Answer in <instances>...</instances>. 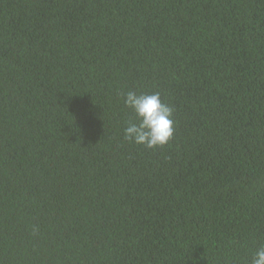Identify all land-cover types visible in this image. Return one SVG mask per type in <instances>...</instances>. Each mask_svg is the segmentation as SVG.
<instances>
[{"label":"trees","instance_id":"16d2710c","mask_svg":"<svg viewBox=\"0 0 264 264\" xmlns=\"http://www.w3.org/2000/svg\"><path fill=\"white\" fill-rule=\"evenodd\" d=\"M159 92L167 145L125 139ZM264 245V0H0V264H250Z\"/></svg>","mask_w":264,"mask_h":264},{"label":"clouds","instance_id":"9594fccd","mask_svg":"<svg viewBox=\"0 0 264 264\" xmlns=\"http://www.w3.org/2000/svg\"><path fill=\"white\" fill-rule=\"evenodd\" d=\"M124 106L135 114L136 122L129 120L124 129L125 139L147 149L163 147L172 139L175 131L174 109L164 103L159 92L121 93ZM250 264H264V245L251 256Z\"/></svg>","mask_w":264,"mask_h":264}]
</instances>
